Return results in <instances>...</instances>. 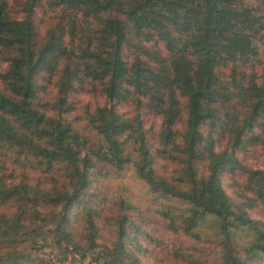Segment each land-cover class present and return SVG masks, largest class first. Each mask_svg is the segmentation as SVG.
Masks as SVG:
<instances>
[{"label": "trees", "instance_id": "1", "mask_svg": "<svg viewBox=\"0 0 264 264\" xmlns=\"http://www.w3.org/2000/svg\"><path fill=\"white\" fill-rule=\"evenodd\" d=\"M257 147L264 0H0V264H264Z\"/></svg>", "mask_w": 264, "mask_h": 264}, {"label": "rangeland", "instance_id": "2", "mask_svg": "<svg viewBox=\"0 0 264 264\" xmlns=\"http://www.w3.org/2000/svg\"><path fill=\"white\" fill-rule=\"evenodd\" d=\"M80 97L85 101L89 100L92 104L96 103L94 98H90L88 95H81ZM154 124L156 127H158L160 124V119L155 120ZM239 157L250 167L264 169V151L260 149V147L253 148L248 153L239 154ZM237 179L242 181L244 179V175H239ZM225 187L230 194H234V187L231 179L228 176L225 177ZM249 212L252 217L264 221V210L262 207L254 206L249 209ZM45 251L48 252L51 257H54V253L50 251L49 247H46ZM74 257L75 258L73 261H71V259L73 258L71 256L67 261H61L60 264H92L91 257H87L84 260H82L77 255H75ZM146 262L147 264H159L151 259L146 260Z\"/></svg>", "mask_w": 264, "mask_h": 264}, {"label": "water", "instance_id": "3", "mask_svg": "<svg viewBox=\"0 0 264 264\" xmlns=\"http://www.w3.org/2000/svg\"><path fill=\"white\" fill-rule=\"evenodd\" d=\"M101 264H109V262H108V260H107V259H105V260H104V262H103V263H101Z\"/></svg>", "mask_w": 264, "mask_h": 264}]
</instances>
